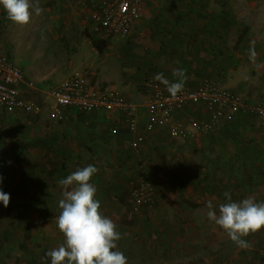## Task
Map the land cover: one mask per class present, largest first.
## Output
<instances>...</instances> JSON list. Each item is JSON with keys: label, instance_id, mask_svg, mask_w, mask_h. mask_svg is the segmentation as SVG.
I'll use <instances>...</instances> for the list:
<instances>
[{"label": "rangeland", "instance_id": "374dc122", "mask_svg": "<svg viewBox=\"0 0 264 264\" xmlns=\"http://www.w3.org/2000/svg\"><path fill=\"white\" fill-rule=\"evenodd\" d=\"M80 1L33 0L42 12L36 15L33 11L30 23L23 27L13 24L0 6L1 47L37 89L27 94L37 112H0V191L10 197L8 207L0 202V264H51L46 253L64 243L56 221L65 189L58 181L76 169L68 170L59 158L61 152L41 137L49 140L48 132L60 127L49 117L48 88L66 83L76 70L85 73L92 87L102 88L117 85L118 76H122L119 69L107 66V76L112 72L117 81L105 78L98 84L103 60L111 65L123 58L131 67H140L138 74L128 73L127 77L129 83L140 85L139 92L144 96L136 104L141 112L161 117L163 112H151L149 104L157 88L166 87L154 75L166 73L155 70L149 77L146 60L151 48L163 50L160 38L162 43L169 42L163 24L167 16L197 11L210 18L201 33L214 32L222 17L232 22L226 32L217 33L221 50L213 55L211 67L202 75L195 71V86L187 80L184 88H195L209 79L239 95L245 105L264 103V0H192L195 2L190 11L185 7L186 0H152L141 12L144 23L138 29L129 36L109 38L91 33L86 15L76 6ZM135 30L139 36H135ZM172 36L175 41L180 38L179 34ZM121 47L126 49L124 53ZM249 49L255 51L254 59H250ZM160 55L167 54L163 50ZM149 85L155 90H149ZM191 107L180 112L187 109L191 113ZM232 115L243 120L229 132L237 136V146H249L245 162H217L219 166L213 167L209 162H195L196 131H189L187 125L179 127L176 120H165L168 117H156L158 123L150 131L161 128V137L170 148L166 161L127 162L125 193L118 198L98 199L102 215L113 220L121 235L114 250L122 252L128 264H264V228L245 237L250 247L242 249L207 218L209 201L217 214L218 205L227 202L221 193L233 194L234 202L245 198L264 202V120L249 111ZM179 142L191 148V160H182L187 158V151H180ZM108 169L120 172L117 165ZM143 180L151 184L156 198L151 204L135 207L132 192Z\"/></svg>", "mask_w": 264, "mask_h": 264}, {"label": "crops", "instance_id": "0c3cea01", "mask_svg": "<svg viewBox=\"0 0 264 264\" xmlns=\"http://www.w3.org/2000/svg\"><path fill=\"white\" fill-rule=\"evenodd\" d=\"M195 1L186 0V9L189 10L190 5ZM147 4L143 6V9H145ZM196 13L197 11H194V14L187 13L183 15L182 13L181 15H172V17L169 15L165 18L163 24L166 25V27H164L167 30L165 31V35L169 38V42H167V44L162 43L163 41H161V38L158 41H160L159 46L163 48L164 53L168 56L160 55L161 51H163L161 48L156 50L151 48L152 52H149L151 56L147 58L145 63L147 66L145 72L148 73L149 77H151V72L152 74L155 73L153 72L155 70H160L162 72L165 70L166 75L164 74V77L169 81L175 82L176 78L172 75L173 70L183 68L186 70L187 80L190 82V85L194 84L195 86V78L193 79V74L196 73L195 71H198L200 75H202V73L206 70L208 71V68L211 67L214 59L213 55L215 56L221 50L220 47L217 46V34L206 31L201 33V27L204 23L209 22L210 18L206 15ZM140 19L141 21L139 20L136 25L137 29L144 23L143 19ZM86 23L88 24L87 18ZM217 28L218 27H216V29ZM172 33L173 35L179 34L180 38L176 39V41L172 40ZM134 34L135 36H139L136 30ZM120 50L122 53L126 51L123 47H121ZM146 50L150 49L146 48ZM107 61L103 60L101 64H99L98 84L105 78L116 80L117 76H112V72H109L111 74L107 76L106 70L108 67H112V69L115 68L114 70L119 69L122 76H118V81L116 80L117 85L112 87L120 93L126 94L125 98L135 104L136 102L142 101V99L144 100L143 94L139 92L140 85L137 83L133 85V82L129 83L128 79L130 78H127L129 76L128 73H131V76L138 74L140 72V67H131L128 61L123 58L115 60L111 65H109ZM135 63L138 64L139 61L135 59ZM96 87L99 88L100 86L98 85ZM155 88L156 87L153 85L148 86V89L151 91H154ZM190 107L193 109L191 113L188 112L187 109L184 111L181 110L183 112L177 110L171 113H162L161 117H159L160 115L149 116V112L140 111L138 126L135 132L129 129L125 114L106 111L84 113L77 109H69L67 112L69 120L67 122L52 120L55 122V125L60 127L48 132L49 140H45V137H41V139L52 149L56 148L61 152L59 158L62 160V163L67 164L68 170H70L71 167L77 170L88 165H93L98 169L90 183L96 187L97 192L95 198L99 200L105 198H118L125 193L129 179V176L127 178L126 171L124 170V166L127 162L166 161L165 157L168 156L170 148L168 144L164 143V138L161 137L163 136L161 128H158L156 131H150L152 129H149L150 121L154 117H168L167 119L165 118V120H176L179 127L187 125L188 128L186 129H189V131H196L195 135L198 136V140L193 146L197 153L194 155L195 162H209L211 167L219 166L217 162H245L244 160L250 152H247V147L249 146L244 147V145L242 146L240 144L237 146L234 141L237 136L229 132L234 130V126H236L237 123H240V121L243 122V120H240L241 116L230 115L219 122L210 134H205L198 132V128L191 123L194 121L203 122L208 120L211 116L210 112L204 104H193L190 105ZM45 134H47V131ZM138 136H144V143L141 145V150L139 152L131 147V143ZM245 136L244 134V137ZM179 146L180 151L184 149L187 151V158H182V160L185 162L191 160V148H188L185 142H179ZM246 152L247 155L244 154ZM263 153L264 150H262V154ZM115 165L120 167V172H109L108 167H113ZM215 194L220 195L218 192ZM221 194V196L224 197V194ZM233 197L232 194L231 198Z\"/></svg>", "mask_w": 264, "mask_h": 264}, {"label": "built area", "instance_id": "2783aa9c", "mask_svg": "<svg viewBox=\"0 0 264 264\" xmlns=\"http://www.w3.org/2000/svg\"><path fill=\"white\" fill-rule=\"evenodd\" d=\"M152 0H81L76 6L86 15L89 30L100 38L129 36L141 18L143 6ZM36 89L35 83L28 80L24 70L2 49L0 44V112L25 113L37 112L35 103L27 97ZM47 97L51 105L49 117L58 122L69 120L68 110L77 109L84 113L106 111L122 113L126 116L128 127L135 132L138 126L140 107L126 99L112 86L94 88L82 71H75L70 80L60 86L48 88ZM204 104L211 116L203 122L193 124L203 131L212 130L228 116L251 112L264 120V103L255 106L245 105L237 94L220 88L209 79H204L195 88H183L175 98L166 87L157 88L149 108L153 113H171L188 105ZM158 123L156 117L150 121L149 129ZM144 136H138L131 147L139 152ZM144 173V172H143ZM156 194L151 184L143 180L132 192L135 207L151 204Z\"/></svg>", "mask_w": 264, "mask_h": 264}, {"label": "clouds", "instance_id": "9594fccd", "mask_svg": "<svg viewBox=\"0 0 264 264\" xmlns=\"http://www.w3.org/2000/svg\"><path fill=\"white\" fill-rule=\"evenodd\" d=\"M0 6L9 20L21 27L30 23L33 11L36 15L42 12L33 0H0ZM249 53L250 59H254L255 51L249 49ZM172 75L175 82L166 79L163 73L157 74L155 79L165 85L171 97L175 98L183 91L188 77L183 68L174 69ZM97 171L95 166L88 165L58 181L65 189L59 201L61 211L56 221L64 243L46 253L51 264H128L127 257L114 250L116 242L121 239L117 225L102 215L100 201L95 198L97 189L90 181ZM224 196L227 202L218 205V214L213 210L212 202L207 203V218L238 247L248 249L250 244L244 238L264 228V202L257 203L252 198L234 202L230 192H225ZM0 202L8 207L9 195L0 191Z\"/></svg>", "mask_w": 264, "mask_h": 264}, {"label": "trees", "instance_id": "16d2710c", "mask_svg": "<svg viewBox=\"0 0 264 264\" xmlns=\"http://www.w3.org/2000/svg\"><path fill=\"white\" fill-rule=\"evenodd\" d=\"M200 1H202V0H200ZM204 2V1H203ZM202 2V3H203ZM223 16V15H222ZM227 17V16H226ZM230 22H232L229 18H225V17H222L220 20H219V22L218 23H220L221 25H220V27H218L213 33L215 34H217L218 32H220L221 31V34L223 33V32H226L227 30H228V28H229V24H230ZM15 214H16V212H15Z\"/></svg>", "mask_w": 264, "mask_h": 264}]
</instances>
